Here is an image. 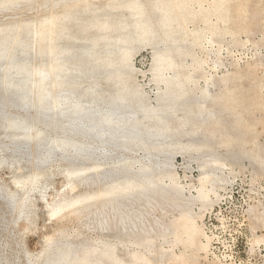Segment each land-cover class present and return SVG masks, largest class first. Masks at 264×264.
<instances>
[{"label":"bare ground","instance_id":"6f19581e","mask_svg":"<svg viewBox=\"0 0 264 264\" xmlns=\"http://www.w3.org/2000/svg\"><path fill=\"white\" fill-rule=\"evenodd\" d=\"M203 1L0 0V14L37 10L0 20V169L18 172L13 189L0 180V230L34 216L32 193L44 191L54 163L67 181L49 204L56 230L22 264H198L206 248L198 218L231 175L226 166L248 161L255 175L264 171V142L249 120L262 105L254 71L207 75L195 53L205 38H236L242 19L253 24L260 7ZM146 46L151 91L134 64ZM179 154L184 167L196 162L202 170L195 193L179 181ZM72 220L102 237L72 232ZM121 245L135 248L125 256ZM12 246L4 241L0 252Z\"/></svg>","mask_w":264,"mask_h":264},{"label":"rangeland","instance_id":"374dc122","mask_svg":"<svg viewBox=\"0 0 264 264\" xmlns=\"http://www.w3.org/2000/svg\"><path fill=\"white\" fill-rule=\"evenodd\" d=\"M210 1L211 0H204L203 6L208 7L210 5ZM242 1L244 0L239 1L240 4L237 1L236 3L234 1V3L236 4H234V8H243L246 5L248 8L255 7L252 9L257 11V9L260 7V10L258 9L257 11L258 15L256 16L257 19H255V22L260 21L261 23L259 22L258 25L255 22L253 24H247L248 22L245 21V23L243 19L242 21L241 19H238L236 24L238 23L239 27L241 26V22L243 23V26L245 24L246 26H241L242 30L241 28H238L236 38H232L231 35H227L221 40H218L216 42L214 41L215 43H212L210 40L208 41V39L205 38L202 43L195 48V53L197 56H199L200 59L204 60V72L207 75L211 73L219 77V75L221 76L227 73L228 71H239L248 73H253L254 71V75L252 74L251 77H253V79L256 77L254 80L257 81L259 86L256 92V97L260 99L262 105L257 109L256 107L254 108L252 114L249 117V120L252 124L254 131L256 132L259 141L261 140L260 142H264V59L262 60V62H258L259 56H264V10H262L264 9V0H246L247 4L249 1L252 2H249V6L245 3V1ZM99 2H101V0H99ZM26 8L27 10L25 8L17 10V14L15 11H10V13L9 11L6 13L1 12L0 20L6 21L7 18V20H9L14 17L13 15L15 14V17H17V15L24 16L25 14V16H28V14H31L30 16H32L36 14L37 10L35 7H31V9H29L28 7ZM3 15H5V17ZM258 16H261V18H258ZM259 19H262V21ZM189 25H191V28L193 26V23H190ZM197 25L201 26L202 22L198 23ZM239 29L241 32L239 31ZM245 29H247L248 31H245ZM250 29L251 32L249 31ZM243 31L244 33H242ZM246 33L251 35L250 37L248 35V39L250 40L247 39ZM251 33H253V35ZM243 34H245L246 36ZM257 51L258 53H260V55L256 54ZM137 54L135 55L136 58L134 56V61H136L134 62V64H136L135 66H137L138 69L140 68V74H144L145 76L144 78L142 77V75L139 74V77L137 74L138 83L141 85L143 84V87H145L148 91H151L154 88V84L152 85L150 81L152 74L150 69L152 65L151 61H153V50L151 46H146V48H143V50L139 51ZM256 55H258V58ZM215 62H219L218 65ZM146 82L151 83V86L148 85L149 83L147 84ZM203 82L204 79L202 78L200 80V83ZM260 82L263 84H260ZM244 85L248 84L245 83ZM185 162V157L182 154H179L178 157L176 156L175 167H177L176 170L178 172V175L180 176L179 181L182 185H187V187L190 188L191 193H195L197 191L196 189H198V187L200 186L202 170L199 168V165L196 162H191L190 165L184 167ZM54 165L55 167H52L51 169L52 171H54L53 176L55 175V173L56 175L55 177L52 176V179L48 182V184H46L45 188L43 189L44 194L40 191L32 193V198L34 197V200L37 199L35 203L38 206H36V213L32 218H30L32 220L29 219L30 221L26 220L24 222L25 219H22V221H20L15 227L9 228V231L0 230V243H4V241L6 242L7 240L13 242V246L10 249L5 250V252H0V264H5V258L11 259V264H17V261L19 264H22L21 262H24L25 253H28L27 251L31 250L39 252L43 248V239H45V236L48 233L51 234L53 230H56L54 226L56 218L50 216L48 209L51 203L55 200L57 192L61 190V188L62 191L63 189L67 188V181L65 179L64 173H61L63 172V167L61 168V165H58L57 163H54L52 166ZM56 168L58 170H56ZM16 170V168L2 167L0 169V180H2L3 178V181H5V183H7V180L8 183L11 182V178L13 179V177L18 173L16 172ZM225 170L226 172L231 170V175L228 177L227 181L223 182L222 185L220 184L217 187V193H215L216 196L212 193L210 194L211 200L213 199L215 202H213L211 206L204 209L200 214V217L198 218V224L202 228V231L204 230L203 236L201 237V241L202 243L206 244V248L200 251L197 262L198 264H264V171L259 175H255L248 161H244L241 167H232L227 165ZM58 172H60V174ZM53 181H55V183ZM62 183L63 185H61ZM189 184L190 186H188ZM7 186H9V188L11 189L15 187L12 183H9V185ZM83 191V188H80L79 192ZM37 193L40 195L38 196ZM44 206L46 207L44 208ZM193 210L194 212L199 213V204H196L193 207ZM2 211L4 212V209L0 204V213H3ZM172 215L173 214H170V216ZM255 216L256 218L258 216L257 220ZM25 226L29 227L30 230L26 227L24 231ZM51 226L52 228H50ZM68 226L70 227V230L72 232L81 231L82 234H85L86 232L87 235L85 234V236L91 237L93 240H97L102 237L100 233L96 230H92L90 228H83L81 223H79L78 221L72 220V222H68ZM16 233L18 234V236ZM5 234L7 235L5 236ZM109 239L111 241L115 240V238L113 237ZM170 246L171 245L169 244V242L164 243V248H169ZM134 248L135 246L131 248L130 245H128L127 247L126 245H121L119 251L122 252L125 256H127L128 253ZM182 248L183 246L181 244H177L175 245L173 250L174 252H176V254H178L179 251L182 250ZM162 264L183 263L182 261L165 259V261H162Z\"/></svg>","mask_w":264,"mask_h":264}]
</instances>
